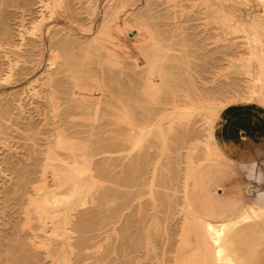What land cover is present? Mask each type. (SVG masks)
<instances>
[{"label": "rangeland", "instance_id": "rangeland-1", "mask_svg": "<svg viewBox=\"0 0 264 264\" xmlns=\"http://www.w3.org/2000/svg\"><path fill=\"white\" fill-rule=\"evenodd\" d=\"M54 1L0 0V107H7L9 115V120L2 121L0 127V157L5 159L0 171V235L10 239L20 233L34 240L41 236L35 213L31 228L23 226L22 229L28 198L21 195L23 185L48 167L44 154L35 155L30 151L29 137L35 132L39 138L46 137L53 125L60 124L75 135L100 131L105 143L103 150L94 149L93 177L98 182L93 184L91 199L79 205L74 233L86 240L85 246L89 249L76 246L77 253L72 255L69 264H96L100 258L104 259L101 264H180L185 226L181 186L186 150L181 148L175 152L170 145L174 135L166 141L159 138L156 133L159 114L185 115L182 124L175 120L173 129L186 127L189 141L184 143H192L197 137L206 139L205 107L213 102L218 105V111L213 115L212 125L228 147L233 145L231 140L240 146L251 145L257 136L260 138L256 140L264 141V109L256 107L255 101L246 103L237 96L252 88L256 74L253 60L248 72L244 67L248 53H245L247 43L242 29L247 27L246 19L250 16L264 18L263 3L239 0L240 10H234V19L240 23L246 21L235 31L230 26L231 16L203 12L193 5L194 0L182 1L185 10L180 17L182 21L171 17L168 8L173 0H151L149 10L144 0H123L122 8L117 7L119 0H56L66 2L62 5L67 9L62 11ZM109 17L115 36L112 48L121 67L101 73L100 55L88 51L86 42ZM140 18H146L155 32L164 27L169 31L177 27L182 34L169 43L158 38L145 44L150 50L168 45L166 66L172 83L177 86L176 95L167 94L166 102L155 108L131 104L135 120L130 124L122 117L123 111L112 93L133 95V84L145 66V56L138 47L142 38L130 39L119 30L125 21ZM60 43L67 65L58 63L54 68L53 46ZM133 59L138 63L135 67ZM77 68L80 71L73 81L71 73ZM73 82L79 88L76 98L80 101L88 98V103L78 104L79 101L69 99ZM100 88H105L103 94ZM196 93L213 99L201 106L194 105L190 99ZM105 101L109 103L107 106L103 105ZM95 102L100 104L101 117L88 124L82 115ZM171 122L163 119L161 129H168ZM141 127L150 131L140 133ZM138 134H142V142L135 145ZM240 164L235 160L228 162L208 190L221 202L237 197L248 210L250 219L259 222L260 218L264 219L260 212L264 209H259L254 197L264 190V178L249 172L254 169L248 163L247 168L240 170ZM167 167L170 175L175 176L166 177V183L162 184L159 180L165 178ZM205 218L217 225L228 217ZM31 256L30 260H24L2 250L0 264H54L47 252L37 251Z\"/></svg>", "mask_w": 264, "mask_h": 264}, {"label": "bare ground", "instance_id": "bare-ground-1", "mask_svg": "<svg viewBox=\"0 0 264 264\" xmlns=\"http://www.w3.org/2000/svg\"><path fill=\"white\" fill-rule=\"evenodd\" d=\"M144 1L145 7L149 10L151 0ZM182 1L173 0L170 2V7L168 8L171 17L179 19V21H182L180 17L184 15L185 11ZM259 1L264 6V0ZM55 2L60 6V11L67 9L62 5L66 3L65 1L60 3L55 0ZM117 4L118 8H122L124 1L119 0ZM193 5H197L203 12H211L220 17L231 16L230 26L235 31L239 30V26L247 20V27L244 26L242 29L245 32L244 39H246L247 43V51L245 53H248V61L244 64V67L246 72H248L249 66L253 65L254 61L256 74L252 81V88L247 93H244V95L237 96L239 100L241 99V101L246 103L255 101L256 107L261 106L264 109V18L252 15L242 21V23L234 19L236 18L234 10L238 12L240 10L239 0H194ZM262 13H264V9ZM238 19L242 20L241 18ZM111 20L112 18L110 17L106 21L103 20L86 42L88 51H94L100 55L98 63L101 73L121 67V61L115 55V51L112 48V45H115V36L111 32ZM32 25H35V22ZM177 29L175 27L172 31H169L164 27L155 32L151 23L146 18L125 21L119 27V30L130 39L137 38L138 36L142 38L138 43V47H140L146 60L144 68L138 73L137 82L133 84V95L131 93L122 94L119 91L112 93L118 101L120 109L123 111V113L121 112L122 117H124L125 121L130 122V124L135 120L132 117L131 104L155 108L157 105L166 102L167 94L171 96L176 95L175 88L177 86L172 83L170 69L166 66L165 48H168V45L157 46L154 50H150L145 47V44L149 40H156L158 38L161 41L165 40L169 43L172 39L182 34ZM237 34H241V32ZM53 47L55 51L54 54L51 53L53 57L51 64L54 65V68H56L58 63L66 66L67 56L62 50V44H56ZM115 50L117 49L115 48ZM133 60L134 63L132 65L135 67L138 63L135 61L136 59ZM79 71L80 68L72 71L71 78L73 81L77 79ZM76 86L77 83L73 82L68 92L69 99L79 101L78 104L88 103L86 102L90 100L88 98L85 101H80L79 98H76L77 96L75 95L79 91L78 86ZM105 86L110 88L108 83ZM99 90L103 94L105 88H100ZM209 99L213 98H207L202 93H196L195 97L190 99V103L201 106L204 101ZM230 100H233V98ZM230 100L226 99L225 101ZM108 104L106 101L103 103L104 106ZM205 110L207 111V115H205L206 132L204 136L206 139L204 140L197 137L192 143H184L185 141H189L186 127L180 130L173 129L175 120L182 124L186 119L185 115L178 114V112L159 114L160 122L156 126V133L160 139H170L174 135V139H171V142H169L171 147L175 149V152L181 148L186 150L181 186L183 192L182 212L185 217V226L183 228L184 236L182 235L183 250L179 263L264 264V240H261L262 237L264 238V228L262 227L264 226V219L260 218V223L255 219H250L248 210L244 208L239 200L234 199L221 202L208 190V186L218 179L216 174L226 169L227 163L232 160L233 156L231 149L218 138L215 127L212 125L213 115L218 111V105L212 102V104L206 105ZM100 117L101 108L98 102H95L94 107L82 115V118L88 124L97 122ZM165 118L172 120V122L169 124L168 129L163 130L160 125ZM8 120V108L0 107V127L3 122H7ZM140 130V133L143 130H146V132L150 131L149 128L145 127H141ZM103 140L104 137L100 131L92 132L89 130L84 135H75L69 133L60 124L53 125L50 134L46 137L39 138L37 132L29 137L30 151L35 153V155L44 154L48 167L44 170L42 169L38 175L34 174L31 176L32 178H28L23 185L24 188L21 190V195H26L28 198L27 205L23 211L24 223L22 229H24L23 226L30 227L33 213H35L42 234L36 240L31 239L32 236L27 239L26 236L20 233L10 239H6V237L0 235V247L3 246L0 248V251L3 250L5 253L18 255L24 260H30L33 252L44 251L52 256L54 264L70 263V260L73 258L72 255H76L77 253L76 246L86 245V240H81L80 237L74 235L77 229V214L79 205L87 203L91 199V191L94 188L93 184L94 182H98L93 177L92 156L95 148L103 150L105 144ZM202 141L203 143H201ZM141 142L142 134H138L134 138V144L139 145ZM1 163H5L4 157H0V171L2 170ZM246 164L241 163L240 170L247 168ZM249 167H253L252 164H249ZM164 172L165 178L159 180L162 184L166 183L167 178L175 176L170 175L171 171L168 167ZM249 172L254 173V171ZM249 172L248 175H251ZM258 175L261 179L264 178L261 171H259ZM18 188L21 189L22 186ZM32 192L34 195L31 194ZM258 196H261L262 200L254 203L262 210L264 209V194L262 193ZM32 206L33 208L31 209ZM260 212L264 214L263 211ZM208 216L228 218L223 221L221 220L220 224L216 223L217 225H213V223L205 218ZM33 237H36V235L34 234ZM72 237L74 238L73 240L71 239ZM177 244L181 243L177 242ZM87 246L84 248L89 249ZM177 250L180 251L179 249ZM98 252L101 253L102 250H98ZM100 260L102 258L96 260V264L104 262V259ZM7 261L12 262L10 259Z\"/></svg>", "mask_w": 264, "mask_h": 264}, {"label": "crops", "instance_id": "crops-1", "mask_svg": "<svg viewBox=\"0 0 264 264\" xmlns=\"http://www.w3.org/2000/svg\"><path fill=\"white\" fill-rule=\"evenodd\" d=\"M260 138V136L256 139ZM252 140L251 145L247 146H240V143L236 144L235 141L231 140L229 142H232L233 145L229 146L231 147V153H232V160H235V162L240 163H248L252 164L254 174H258L259 171H261L264 175V141L263 140ZM229 145V144H228ZM252 146V147H251ZM260 167V170H259ZM245 172V171H244ZM264 194V190H261L255 197L254 202L262 200L260 198L261 196H258L259 194ZM236 199H238L236 197Z\"/></svg>", "mask_w": 264, "mask_h": 264}]
</instances>
